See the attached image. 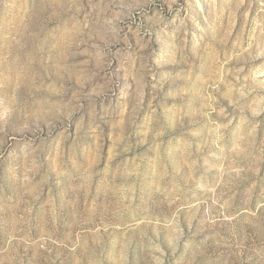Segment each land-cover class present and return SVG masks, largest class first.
Segmentation results:
<instances>
[{
	"label": "rangeland",
	"instance_id": "374dc122",
	"mask_svg": "<svg viewBox=\"0 0 264 264\" xmlns=\"http://www.w3.org/2000/svg\"><path fill=\"white\" fill-rule=\"evenodd\" d=\"M0 264H264V0H0Z\"/></svg>",
	"mask_w": 264,
	"mask_h": 264
}]
</instances>
